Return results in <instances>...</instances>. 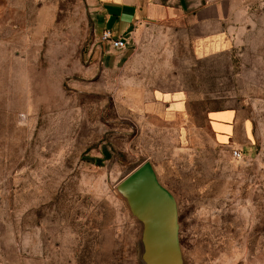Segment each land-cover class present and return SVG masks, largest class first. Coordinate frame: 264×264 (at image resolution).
I'll use <instances>...</instances> for the list:
<instances>
[{
	"label": "rangeland",
	"instance_id": "1",
	"mask_svg": "<svg viewBox=\"0 0 264 264\" xmlns=\"http://www.w3.org/2000/svg\"><path fill=\"white\" fill-rule=\"evenodd\" d=\"M97 12L0 0V264H142L116 187L144 162L184 264H264V0H241L214 47L176 16L111 49Z\"/></svg>",
	"mask_w": 264,
	"mask_h": 264
},
{
	"label": "crops",
	"instance_id": "2",
	"mask_svg": "<svg viewBox=\"0 0 264 264\" xmlns=\"http://www.w3.org/2000/svg\"><path fill=\"white\" fill-rule=\"evenodd\" d=\"M97 22L102 29L127 41L136 29L139 18L148 22H161L172 17L183 16L195 24L204 26L198 37L200 46L221 45L230 32L227 21L240 8L241 0H96ZM98 43L103 44L99 41ZM105 45V44H103ZM228 114L221 112L217 122H227ZM220 130V129H218Z\"/></svg>",
	"mask_w": 264,
	"mask_h": 264
},
{
	"label": "water",
	"instance_id": "3",
	"mask_svg": "<svg viewBox=\"0 0 264 264\" xmlns=\"http://www.w3.org/2000/svg\"><path fill=\"white\" fill-rule=\"evenodd\" d=\"M133 218L142 226V264H184L176 201L144 162L117 185Z\"/></svg>",
	"mask_w": 264,
	"mask_h": 264
},
{
	"label": "built area",
	"instance_id": "4",
	"mask_svg": "<svg viewBox=\"0 0 264 264\" xmlns=\"http://www.w3.org/2000/svg\"><path fill=\"white\" fill-rule=\"evenodd\" d=\"M99 41L111 49H123L127 45V41L121 37H113L112 33L108 30H104L100 36ZM234 156H239L238 152L235 150L233 152Z\"/></svg>",
	"mask_w": 264,
	"mask_h": 264
}]
</instances>
